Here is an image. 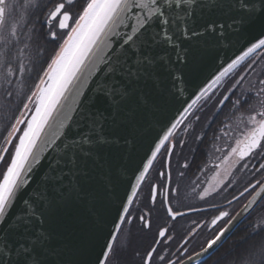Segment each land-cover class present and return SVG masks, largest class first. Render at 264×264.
<instances>
[{
	"label": "snow or ice",
	"instance_id": "obj_1",
	"mask_svg": "<svg viewBox=\"0 0 264 264\" xmlns=\"http://www.w3.org/2000/svg\"><path fill=\"white\" fill-rule=\"evenodd\" d=\"M75 4L76 0H60L48 9L49 26L56 21L58 28L65 30L62 43L39 77L36 90L22 104L23 110H27L34 101L32 119H21L24 115L21 110L19 115L13 113L6 126L0 162L16 133L21 131L18 126L26 123L0 179V264H81L70 258L68 248L53 245L52 233L44 225L57 217L73 219L81 205L95 208L116 187L120 162L129 154V145L135 149L148 114L167 101L170 87L177 86L178 77L185 83L195 81L204 61L214 58L223 42H238L251 32L264 34V0H84L74 15ZM41 6L39 0H0V97L6 102L0 103V112L9 111L13 98L23 95L22 88H13V78L22 79L28 70L23 58L33 35L27 28V19ZM49 35L56 40V32ZM261 49L264 38L229 63L183 109L187 114L209 88L241 60L249 58L242 71L251 70L257 80L250 81L249 88L231 102L237 109H244L236 116L244 125L242 138L215 165L219 179L211 190L205 189L201 199L217 188L230 187L228 178L242 161L241 166L247 169L251 160H256L252 166L255 172H264V67L252 55ZM102 64L104 68L100 67ZM85 72L90 76L102 73V79L93 82L92 96L74 100L78 107L68 106L69 96H85L81 91L86 84ZM234 75L237 79L227 86L229 94L218 102L221 106L245 79L244 75ZM244 112L249 113L246 118ZM199 119L195 116V120ZM182 123L183 119L171 123L155 144L153 157ZM53 125L56 127L53 139L46 141L45 146H54V155L47 159L43 173L35 180L33 173L45 159L36 151L37 143L45 127ZM191 127L185 124L184 130ZM180 143L183 145V141ZM174 148L172 144L165 150L171 152ZM232 156L236 159L230 162ZM151 163L149 160L143 165L138 181ZM245 193L251 196L248 204L235 216L221 211L212 223L228 218L225 225L200 252L187 255V262L206 264L237 217L264 200V181L250 182L240 196ZM238 199L233 196V200ZM168 212L173 219L183 215L171 208ZM139 219L144 227H150L144 216ZM250 229L251 236L261 239L253 242L246 239V247L242 251L232 250L225 264H264V219L250 224ZM159 236L170 239L164 229ZM117 243L118 237L110 232L95 264H125L121 255L124 246L118 248ZM157 257L159 264H186L185 259L160 255L157 248L146 252L142 264H157Z\"/></svg>",
	"mask_w": 264,
	"mask_h": 264
},
{
	"label": "flooded vegetation",
	"instance_id": "obj_2",
	"mask_svg": "<svg viewBox=\"0 0 264 264\" xmlns=\"http://www.w3.org/2000/svg\"><path fill=\"white\" fill-rule=\"evenodd\" d=\"M262 54L263 52L259 51L253 56L259 60ZM248 62L249 59L234 71L235 74L244 75L245 79L230 99L222 106L215 103L216 100L220 101L224 95L229 94L225 82L207 103L205 101L191 111L170 141L162 148L117 236V247L124 246L121 255L125 264H142L143 257L151 248H157L160 255L171 256L173 260L177 257L186 259L187 255L201 251L206 247V242L225 225L228 218L218 220L216 224L212 223L213 219L219 216L221 211L235 216L251 198L248 193L240 196L244 188L258 179L264 181V172H255L252 167L256 165V160H251L247 169L241 166L244 163L242 161L235 166L228 178L230 187L217 188L201 199L205 189L211 190L216 179H219L216 176L215 165L220 163V159L228 154L231 147L236 146L237 140L242 138L240 134L244 125L236 120V116H239L244 109H237L231 102L241 94V91L249 88L250 81L255 83L257 80V76L250 70L242 71ZM260 67L264 66L260 65ZM234 73L233 76L237 79ZM248 114L244 112L245 118ZM195 116L200 117L199 121L195 120ZM185 124H191L192 127L185 131ZM180 141H183V145ZM171 144H175V148L169 153L165 149L170 148ZM217 148L221 151H216ZM235 159L236 157L232 156L230 162ZM185 163L188 164L187 168L183 167ZM161 173L165 175L162 176ZM233 196L239 199L233 200ZM183 203L185 206L179 207ZM168 207L173 212L190 213L173 219L168 214ZM258 214L264 218V200L259 201L213 254L218 252L230 238L234 242L237 241L241 230L249 232L248 236H250V224ZM141 216L150 222V227H144V222L139 219ZM162 229L167 231L170 239L159 236ZM162 239V243H157ZM185 249H187L186 253ZM156 259L159 264L158 257Z\"/></svg>",
	"mask_w": 264,
	"mask_h": 264
},
{
	"label": "water",
	"instance_id": "obj_3",
	"mask_svg": "<svg viewBox=\"0 0 264 264\" xmlns=\"http://www.w3.org/2000/svg\"><path fill=\"white\" fill-rule=\"evenodd\" d=\"M259 38H264V34L251 32L238 42H223L215 57L204 61L201 71L195 81H188L185 83L184 81L179 80V77L177 78L178 84L176 87H170L167 101L148 114L146 122L143 123L139 130L135 149L133 150L132 146L129 145V154L125 155L120 162L122 167L118 169L119 182L116 184V187L110 189L109 194L103 197L102 202L97 204L95 208H92L90 204H84L76 210L73 219L68 220L65 217H57L55 220L49 221L44 225V227L52 233V243L54 246H57L58 248H68L70 250V258L80 261L81 264H89V262L95 264L100 253L104 251L103 246L108 240L109 233L111 232L112 235L115 236L118 235L132 203L164 146H161L160 151L155 157H153L152 152L155 151V144L159 142V139L163 138L168 128H170L171 123L184 119L187 114L183 112V109L196 99V95L199 94V91L208 87V85L212 83V80L227 68L229 63L237 57L243 56L247 51V48ZM242 61L243 60L238 64ZM100 67L104 68L105 65L102 64ZM84 77L86 78V84L81 91L85 93V96H69L66 101L68 106L78 107L77 104L73 103L74 100L83 101L87 97L92 96L94 94L92 91L93 82L97 78L102 79V73H97L96 76H90L85 72ZM215 85L209 88L208 92ZM203 97L196 100V103L193 104V106ZM30 109L31 107L29 110ZM191 109H189V111ZM71 115L75 116V113H71ZM60 118H62V115ZM55 131V125L51 128L45 127L40 140L37 143L36 151L41 152V155L44 156L45 159L33 173L35 180H38L43 173L44 168L47 165V159H49L51 155H54V146L46 147L45 145L46 141L53 139V133ZM167 142L169 141H166L165 144ZM149 160H151L152 163L148 166V170L144 177L138 181L137 177L140 175V172L143 171V165L147 164ZM249 200L241 207V209L248 204ZM258 203L259 201L257 204ZM257 204L253 205L248 212L237 217V220L233 222L232 226H230L229 231L225 233V237L221 238L222 243L218 242L219 247L227 240L231 232L257 206ZM121 205H123L122 208ZM241 209L238 212H240ZM180 213H183V215L176 216L175 218L185 216L190 212ZM219 247H217L216 250ZM214 252H212V254ZM185 261L186 264H194V262H187V258Z\"/></svg>",
	"mask_w": 264,
	"mask_h": 264
},
{
	"label": "trees",
	"instance_id": "obj_4",
	"mask_svg": "<svg viewBox=\"0 0 264 264\" xmlns=\"http://www.w3.org/2000/svg\"><path fill=\"white\" fill-rule=\"evenodd\" d=\"M41 3V8L36 9L27 19V28L32 30L33 38L29 42V48L25 49L24 52V64L28 69L21 79L19 76L13 78V88H22L23 95L19 98L14 97L13 102L9 106V111L0 112V147H3L4 141L3 137L6 134V126L10 122V118L13 113L19 115V111L23 110L22 104L27 103V97L31 95V92L36 90L35 85L39 83V77L43 75V70L47 67V63L50 62L51 57L54 55V51L58 49L59 44L63 40L64 31H60L57 27L56 21H51V27L49 22H47V11L50 8H53L56 3H59L60 0H39ZM84 0H76L75 6L72 8L73 14H78L81 4ZM50 32H56L57 38L53 40L49 35ZM22 46V45H21ZM264 50V49H263ZM261 56H264V51ZM259 64L264 66V59L259 58ZM250 72H252L250 70ZM234 73V72H233ZM233 73H230L226 76L225 88L235 80L236 76H233ZM253 73V72H252ZM255 76V75H254ZM253 76V77H254ZM47 79V77H45ZM44 87V85H41ZM219 99L215 103H218ZM0 103H6L3 101V98L0 97ZM35 103H29V108L24 111L23 117L21 119L28 121L32 111L34 110ZM11 122H14L11 121ZM26 123L19 125L18 127L21 131L24 129ZM20 131V132H21ZM20 132L16 133V138L13 139V143L9 146V151L5 155L3 162H0V179L3 177V173L6 171L7 165L10 162L11 154L14 152V146L16 144L17 138ZM264 219L262 215L258 214L254 222L257 220ZM253 223V222H252ZM251 232V231H250ZM249 232L240 231L237 241L229 239L218 252L213 254L210 258L206 259V264H225L226 258L229 257V253L232 250L242 251L246 247L247 242L259 241L260 236H248Z\"/></svg>",
	"mask_w": 264,
	"mask_h": 264
},
{
	"label": "rangeland",
	"instance_id": "obj_5",
	"mask_svg": "<svg viewBox=\"0 0 264 264\" xmlns=\"http://www.w3.org/2000/svg\"><path fill=\"white\" fill-rule=\"evenodd\" d=\"M212 97H210V99H211ZM208 102V101H207ZM34 113H35V106H34V110L32 111V113H31V115H30V118L28 119V120H31L32 119V116L34 115ZM25 127H26V125H25ZM24 127V128H25ZM22 134V131L20 132V134L19 135H21ZM19 137V136H18ZM16 143H18V138H17V141H16ZM180 206H185L184 205V203L182 204V205H179V207Z\"/></svg>",
	"mask_w": 264,
	"mask_h": 264
}]
</instances>
